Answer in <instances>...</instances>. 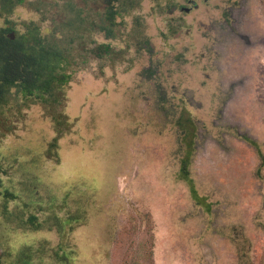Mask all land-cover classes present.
Here are the masks:
<instances>
[{
	"label": "rangeland",
	"instance_id": "rangeland-1",
	"mask_svg": "<svg viewBox=\"0 0 264 264\" xmlns=\"http://www.w3.org/2000/svg\"><path fill=\"white\" fill-rule=\"evenodd\" d=\"M9 19L50 28L27 4ZM97 39L122 53L75 72L57 157L39 105L0 141L12 209L46 222L0 215V264H264V0H141Z\"/></svg>",
	"mask_w": 264,
	"mask_h": 264
},
{
	"label": "trees",
	"instance_id": "trees-1",
	"mask_svg": "<svg viewBox=\"0 0 264 264\" xmlns=\"http://www.w3.org/2000/svg\"><path fill=\"white\" fill-rule=\"evenodd\" d=\"M140 3L141 0H36L27 3L26 0H0V21L4 22L0 24V141L16 130L24 109L39 105L57 133L48 150L52 157H57L58 140L72 126L65 108L67 90L75 72L94 59L110 62L118 59L122 52L111 42H100L97 37L103 35L106 40H115L124 16ZM24 4L41 15V22L49 21L50 28L44 30L41 23L35 21L24 22L21 27L10 20L15 10ZM190 133L187 129L184 134L188 152L181 162V177L193 186L189 171L193 155ZM6 176L7 169L0 162V215L7 222L17 215L21 229L44 227L46 222L41 223L36 214L30 213L25 218L20 212L30 208V203L12 209L13 203L18 205L21 194L6 185ZM55 204L49 202L48 213H54ZM76 219L71 214L67 215L65 224L58 219L60 230H65Z\"/></svg>",
	"mask_w": 264,
	"mask_h": 264
},
{
	"label": "flooded vegetation",
	"instance_id": "flooded-vegetation-1",
	"mask_svg": "<svg viewBox=\"0 0 264 264\" xmlns=\"http://www.w3.org/2000/svg\"><path fill=\"white\" fill-rule=\"evenodd\" d=\"M182 123H185V125H183ZM177 125H179V127L181 128V129H184V134L186 133V131H187V129L189 130L190 129V127L191 128H193V129H195V124H194V122L192 121V119H190V118H182L181 120H179V122L177 123ZM184 126H186V127H184ZM188 134V133H187ZM190 136L192 137V140H193V136H194V132H193V134H191L190 133ZM245 139V138H244ZM245 141H248V142H250L253 146H255L256 147V143H253L252 141V139L251 138H249V137H247L246 139H245ZM258 150V149H257ZM259 155H262V152H259Z\"/></svg>",
	"mask_w": 264,
	"mask_h": 264
}]
</instances>
